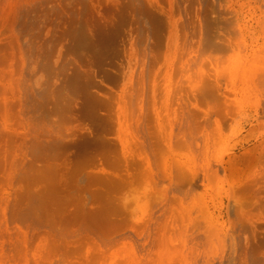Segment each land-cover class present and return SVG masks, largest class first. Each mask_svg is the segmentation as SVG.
<instances>
[{
	"label": "rangeland",
	"instance_id": "rangeland-1",
	"mask_svg": "<svg viewBox=\"0 0 264 264\" xmlns=\"http://www.w3.org/2000/svg\"><path fill=\"white\" fill-rule=\"evenodd\" d=\"M0 264H264V0H0Z\"/></svg>",
	"mask_w": 264,
	"mask_h": 264
},
{
	"label": "bare ground",
	"instance_id": "bare-ground-1",
	"mask_svg": "<svg viewBox=\"0 0 264 264\" xmlns=\"http://www.w3.org/2000/svg\"><path fill=\"white\" fill-rule=\"evenodd\" d=\"M148 164L152 166V161L148 158Z\"/></svg>",
	"mask_w": 264,
	"mask_h": 264
}]
</instances>
